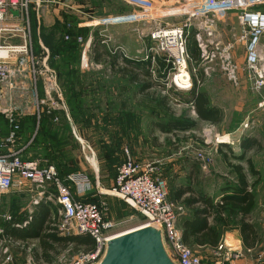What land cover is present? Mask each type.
I'll return each mask as SVG.
<instances>
[{
  "label": "rangeland",
  "instance_id": "1",
  "mask_svg": "<svg viewBox=\"0 0 264 264\" xmlns=\"http://www.w3.org/2000/svg\"><path fill=\"white\" fill-rule=\"evenodd\" d=\"M61 2L64 6L43 4L38 10L31 11L30 27L34 56L41 60L46 56L44 49L47 50L46 63L54 71L65 106V97L70 95L72 105L76 101L80 105L86 103L88 108L85 110L81 105V115H76L77 111L74 110L76 112L74 115L68 112L64 117L62 108H59L58 102L55 101L56 106L52 111L56 123L54 127L48 126L55 135L47 140L39 139V143L51 145L50 149L48 148L50 152H46L43 146L29 154L31 156L36 154L38 158L42 156L44 159L54 156L56 159L53 160L54 165L62 172L61 174H65L60 176L62 179L70 172H82L94 178V164L90 162L91 158H94L97 161L95 170H98V184L102 192L108 189L113 181L114 163L111 161L118 158L122 161L127 153L138 163L151 164L165 181L164 191L174 206L177 224L188 212L182 204L174 203L172 195L176 189L189 185L196 192L199 191L216 202L226 194L224 189L228 185L235 184L233 172L223 161V156H226L228 162L243 167L249 185L255 182L251 188L255 205L250 215V223L258 230L261 238L260 244L252 253H264V92H254L246 79L243 45H238L234 51L233 60L238 67L237 84L229 82L224 72L217 66L209 78L194 86V92L205 93L210 106L219 109L223 114V120L219 125H211L196 118L192 100L187 96L192 91L188 94L181 92V95L177 96L174 87L168 86L173 75L177 73L173 70L169 58L154 53L153 43L149 41L147 33L155 28V25L126 23L102 29L101 33L97 32L101 37L100 42L105 40L104 44L100 43L101 46L104 45L111 54L132 60L139 68L147 69L148 78L141 75H138V78L152 83V87L147 90L148 93L168 100L167 105L171 108L173 117H184L195 122L192 129L163 132L160 126L168 123L169 115L163 114L156 103L148 99L142 100L135 94L136 88L126 81L110 76L107 73V64H95L92 60L91 45L90 48H85L84 43L75 41L73 48L65 47L71 37L75 40L81 37L85 41L88 36V32L81 24L85 19L81 16L66 17L65 5L91 10L92 17L95 18H106L127 14L139 9L138 6L148 5L149 2L147 0H61ZM171 8L173 7L167 5L166 9ZM52 16H55V19ZM223 20L218 21L215 30L221 42L225 43L232 35L237 34L239 27L233 16ZM179 21L181 18L174 16L164 19L168 24H176ZM94 33H90L92 40ZM65 37L69 39L64 40ZM150 53L154 56L152 62L145 58ZM157 60H160L163 69L158 67ZM117 67H123L120 58ZM174 68L176 69L175 66ZM27 74L29 75L25 72L13 79L9 83L11 89L9 85L2 87L0 112L10 108L12 120L18 125L19 121H26L34 116L35 124L38 125L39 112L50 107V101L44 98L40 78L35 83L37 90L35 93L34 83ZM71 79L81 80L82 83L78 87L76 84L68 83ZM73 94H77V97ZM64 119L68 122L65 123ZM244 124L248 127L245 128ZM0 125L1 136L6 137L8 121L0 117ZM26 130L28 129H24L23 137L28 133ZM245 138H254L259 143L257 148L246 153L249 159L252 157L253 167L259 173L258 179L249 174L245 162L233 159V156L243 155L239 144ZM93 190L95 191V187ZM94 195L97 197L93 199L104 207V218L116 225L115 233L143 225L140 214L121 199L106 194ZM34 200H36L34 196L13 192L0 197V231L9 229L11 225L7 223L19 213V216L25 215L27 220H31L34 208L37 207L36 210L39 211L38 205L42 202L33 204ZM8 217L10 221L6 219ZM210 223L219 233V243L216 248L210 250L190 248L198 256L225 249L224 236L238 231L236 219L231 220L229 228L211 220ZM34 245L36 243H32L30 248ZM80 249L82 247H79ZM6 253L13 264H31L29 256H22L12 246L7 248ZM77 255L78 251L69 246L59 256L54 257L51 264H69Z\"/></svg>",
  "mask_w": 264,
  "mask_h": 264
},
{
  "label": "built area",
  "instance_id": "2",
  "mask_svg": "<svg viewBox=\"0 0 264 264\" xmlns=\"http://www.w3.org/2000/svg\"><path fill=\"white\" fill-rule=\"evenodd\" d=\"M147 1L148 5L138 6L139 9L127 14L106 18L89 16L81 24L88 36L126 23L155 25L147 33L149 41L153 43L156 55L169 58L177 74L173 75L168 86H173L177 93L193 91L194 86L209 78L217 66L229 82L237 84L238 67L233 58L235 49L241 44L244 48L246 79L254 92H264V0ZM43 4L64 6L61 0H0V94L3 86L9 85L11 89L9 83L28 72L35 93V83L40 78L44 98L50 101V107L46 110L52 111L56 106L55 101L62 109L65 108L64 103L54 71L46 63L47 50L44 49L46 56L41 60L34 56L30 27L31 11L38 10ZM167 5L173 8L167 10ZM169 16L180 17L181 21L176 24L164 22ZM228 16L235 17L239 31L222 43L215 26ZM88 36L85 41L81 37L75 41L90 48L93 40L91 35ZM100 43L104 44L105 40ZM190 43L195 48L196 59L189 52ZM145 58L151 62L154 60L151 53ZM0 117L8 121L6 137L1 136L0 125V197L12 191L34 192L36 200L33 204L42 201L57 207V218L52 217L51 221H56L58 235L91 237L94 241L93 251L84 252L80 249L77 257L69 264H97L106 243L116 234V225L104 218V207L98 202L84 200L87 196L95 198V193L117 197L135 209L143 218L140 227L151 225L159 228L166 251L175 264H231L229 252L224 249L206 258L194 254L182 242L174 206L167 199L165 181L155 166L138 163L126 153L115 169L111 186L102 192L96 171L93 182L82 172L71 173L62 179L52 165L42 166L39 160L22 159L23 148H15L20 126L12 120L11 109L1 111ZM244 127L248 125L244 124ZM67 186L73 187L75 194ZM6 219L10 221L9 217ZM26 224L27 221L13 226L23 227ZM12 244L20 245L9 240L0 241V258L4 264L11 263L6 251Z\"/></svg>",
  "mask_w": 264,
  "mask_h": 264
},
{
  "label": "trees",
  "instance_id": "3",
  "mask_svg": "<svg viewBox=\"0 0 264 264\" xmlns=\"http://www.w3.org/2000/svg\"><path fill=\"white\" fill-rule=\"evenodd\" d=\"M66 17L69 16L66 15ZM93 38V43L91 45L93 62L95 64H107V73L110 76H116L126 81L127 84H129L133 88H136L135 94L139 95L142 100L148 99L150 102L156 103L159 110L163 114L169 115L168 123L160 126L161 131L171 132L173 129L177 131H185L188 129H192L195 126V122L191 121L188 118L173 117V112L171 108L167 105L168 100L166 98L158 97L153 93H148L147 90L152 87V83H150V81H142L138 78V75L148 78L149 72L146 68H139L138 64L132 60L111 54L104 45L101 46V37H99L97 32L94 33ZM67 42L68 45H70H65V47L67 46V48L69 49L73 48L74 44H76L75 38L72 37ZM188 49L191 54V57L193 59H196L197 54L192 43L189 44ZM119 58L123 63V67L120 68L117 67ZM157 63L160 69L164 68V66L160 64V60H157ZM137 71H139L140 73ZM68 83H72L74 85L76 84V86L79 87L82 81L71 79L70 81H68ZM73 95L74 97H77V94ZM176 95L180 96L181 93L176 92ZM187 96H189V100H192L194 114L198 120L209 123L211 125H219L222 122V112L219 109L210 106L205 93H198L194 92L193 90L191 94H188ZM189 100H186V102H188ZM65 102L67 112L72 113L73 115L76 113L74 110L77 111L76 115H81L82 106L83 108H85V110L88 108L86 107V103L85 105L81 104V106L76 101H74V104L72 105L70 95H67V97H65ZM61 112L64 116V112ZM39 113L40 114L38 125L35 124L36 118H34V116L28 118L26 121H19L20 127L16 135L17 140L18 138L21 139V134L24 132V129H28L26 130L28 131V135L26 137H22L23 144L28 143V146L26 147L27 154L21 153L22 159H25L29 153L33 154V152H36L38 151V149L43 148V146L44 148H46V152H50L49 147L51 145L47 143L45 144L44 142L43 143L45 145H43L39 143V139L47 140L50 136L53 137L55 135V133L49 129L50 126H55V115L53 114V111H47L44 109L41 110ZM64 121L66 123L67 120L64 119ZM44 122H46L47 124H45ZM28 123L30 124V126H28ZM57 126L58 125H56V127ZM48 129L50 131H48ZM32 134L35 135L30 141ZM258 145L259 143L254 138H245L240 142L239 147L245 153L249 150H254L258 147ZM52 147L54 148V146ZM35 155L28 160H32V158L36 159L35 157L37 156ZM223 157L225 166L233 172L236 181L235 184L228 185L224 189V192L226 194H224L219 201L214 202L212 199H210L203 193L199 191L196 192L189 185L185 188L176 189V191L172 195V199L175 204H182L184 208L190 212L189 217L181 219L179 223L182 242L189 248L209 247L213 249L217 247L219 243V233L217 229L213 226V224L210 223V220L211 222L213 221L214 223L221 224L225 228H229L231 220L236 219L238 224V230L242 237L243 245L252 248L258 242L254 226L250 223V215L255 205V199L253 193L251 192V188L254 186L255 182L249 185L247 183V176L244 172L243 167L240 164H232L228 162L226 156ZM243 158V155H240L239 157L233 156V159H236L240 162L243 160ZM45 159L49 162L56 160L54 156L45 157ZM121 162L122 161H120L119 158L111 161V163H114L113 177L115 174V169ZM245 164L247 166L249 174L258 179L259 173L254 169L252 163L249 160H246ZM90 201L96 202V200L93 198L90 199ZM34 216L35 214L33 215V217ZM26 218L27 217L25 215L17 216L14 220L15 222L13 223L20 224L16 222H21ZM41 218V215H39L35 223L37 224L41 220ZM55 224L56 221H51L50 218H48L46 221H42L41 227L39 228L38 233L35 235V238L37 240L36 246L39 250V254L36 252L37 248L33 250V253H31V256H33L32 258H34L36 262L41 261L40 263L51 264L53 258L59 256V254L67 250L69 246H71L72 249L77 251H79V247H82V251L84 252L93 251L94 241L91 237L86 235H72L66 237L60 236L58 235ZM20 234L21 232L18 229L6 230L3 234H0V241L4 239L3 237L15 240L20 236Z\"/></svg>",
  "mask_w": 264,
  "mask_h": 264
},
{
  "label": "crops",
  "instance_id": "4",
  "mask_svg": "<svg viewBox=\"0 0 264 264\" xmlns=\"http://www.w3.org/2000/svg\"><path fill=\"white\" fill-rule=\"evenodd\" d=\"M78 6H80V5L78 4ZM65 8L67 9V10H65L66 14L68 16H71V18L74 17V16H81L83 19H86V17L92 16L91 10H88L87 11L84 8L83 9H78L79 7L76 8L73 5H71V6L70 5H67V6L65 5ZM52 18L55 19V16H52ZM186 94H188V93H186ZM64 107L65 108L62 109V111L64 112V114H66V113H68L67 112V108H66L65 105H64ZM64 117H65V115H64ZM23 133L21 134V139L18 138V140H17L18 142L16 141L17 144H15V148H23V150H22L21 153H26L27 152L26 151V147L28 146V143L23 144V138H22L23 137ZM27 135L28 134L26 133V135L24 137H26ZM34 135L35 134H32V136L30 138V141L33 139ZM78 143L81 145V142L80 141ZM83 150H85V149H83ZM250 151H253V150H249V151H247L245 153L243 152L244 158H243L242 162H245L246 160H249L250 162L252 161V159H251L252 157H250V159H249V157L246 156L247 155L246 153H248ZM31 157H33V156H31V155L28 156L27 155V157L25 159L28 160ZM40 157L39 158L38 157H35L36 159H33L32 158V160H39L42 166L52 165L57 170L59 177L65 175V174H61L62 172L56 168V166L54 165L53 161L49 162L48 160L42 158V156H40ZM94 160H95L94 158H91L90 162L92 164H94V166H93L94 167V172L95 171L98 172V170H95V166L97 168V161L96 160L94 161ZM45 163H47V164H45ZM252 165H253V163H252ZM255 170L258 172L257 169H255ZM71 173H75V172H70V173L66 174V176L69 175V174H71ZM97 176H98V173H97ZM89 178L93 182L94 178H92L90 176H89ZM12 192L13 193H18V194H21V195H24V196H30V197L35 195L34 192L31 193V192H27V191H25V192L12 191ZM71 192L73 194H75V189L73 187H71ZM4 196H2V197H4ZM84 200H90V197L87 196V197L84 198ZM36 208H34L35 210L32 212L33 215L35 214L37 217L39 215H41V217H42L41 220L37 224L35 223L37 217L34 216V219H33L32 218L33 215H32L31 220L30 219L27 220V218H26L25 220H22L21 222H16V223H20L19 225H21V223L27 221V224L24 227H15V226H12V225H14L13 222H15L14 220L16 219V217L20 215V213H19L15 217H13L12 221H10L9 223H7V224H10L11 225V227L9 229H5V230H3V232H2V230L0 231V234H3L6 230H11V229H18L21 232L20 236L18 238H16L15 240L8 239V238H5V237H3L4 238L3 240H9V241H13L15 243H20L19 246H14L12 244L13 249L16 250L17 252H20V254L22 256H25V257L26 256H29L30 259H31L30 260L31 264H39L41 262V261H39V262L37 261L36 262L34 260V258H32L33 256H31V253H33V250H35L37 248L36 245H34V247L30 248V246L32 245V243H36L37 244V240L35 238V235L38 233L39 228L41 227L42 221H46L48 218H50V220H51L52 217H55L56 216V210H57V207L54 204L47 203V202H45V203L44 202H41V204L38 205L39 211H37ZM187 212L188 213L186 215H184L182 217V219L189 217L190 212L189 211H187ZM180 221L181 220H179L178 224H177V221H176V225H177L178 228H179ZM254 229H255V232H256V235H257L258 242L252 248L246 247V246L243 245V243H242V237H241V234H240L239 230L237 232H234V233H230V234L227 233L224 236L225 237L224 244L226 246L225 249H224V251H228L229 252L228 254L230 256V263L231 264H264V253H252L258 247V245L260 244V238H261L258 230L255 227H254ZM30 242H32V243H30ZM198 249L203 251V250H210L212 248H209V247H199ZM36 250H37L36 252L39 254L38 248ZM206 254H208V255H206ZM207 256H208V258H211V254L210 253H205L204 257L207 258ZM0 264H4L2 258H0ZM7 264H13L12 260H11V263H7Z\"/></svg>",
  "mask_w": 264,
  "mask_h": 264
},
{
  "label": "water",
  "instance_id": "5",
  "mask_svg": "<svg viewBox=\"0 0 264 264\" xmlns=\"http://www.w3.org/2000/svg\"><path fill=\"white\" fill-rule=\"evenodd\" d=\"M16 15L17 13H13ZM97 264H175L154 226L137 227L110 239Z\"/></svg>",
  "mask_w": 264,
  "mask_h": 264
},
{
  "label": "bare ground",
  "instance_id": "6",
  "mask_svg": "<svg viewBox=\"0 0 264 264\" xmlns=\"http://www.w3.org/2000/svg\"><path fill=\"white\" fill-rule=\"evenodd\" d=\"M131 230H133V229H130V230H127V231H121V232H118V233L115 234L114 237H117V236L123 235V234H125V233H128V232L131 231Z\"/></svg>",
  "mask_w": 264,
  "mask_h": 264
}]
</instances>
